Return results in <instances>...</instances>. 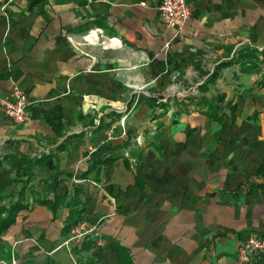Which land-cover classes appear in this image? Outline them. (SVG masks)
I'll use <instances>...</instances> for the list:
<instances>
[{"label":"crops","instance_id":"0c3cea01","mask_svg":"<svg viewBox=\"0 0 264 264\" xmlns=\"http://www.w3.org/2000/svg\"><path fill=\"white\" fill-rule=\"evenodd\" d=\"M141 1L0 0V94L17 85L29 97L22 124L0 106V154L49 155L34 169L30 206L0 236V258L14 256L19 264H235L239 243L264 234V189L247 193L250 183H264V62H235L215 83L200 86L242 47L264 58V0H194L181 29L161 20V0ZM144 67L150 77L161 74L163 93L165 75L175 70L199 82V93L190 95L186 86L166 106L138 95L124 80L141 79ZM221 93L222 104L238 102L233 126L229 109L222 121L204 113L221 102ZM141 134L144 145L136 142ZM124 141L130 142L124 156L103 166L100 180L82 178L94 158ZM133 150L141 153L140 182L137 156L130 155L134 163L126 155ZM24 176L22 161L6 160L0 193L11 196L4 203L17 198L21 183L3 185ZM76 185L84 188L82 214L37 202L71 194ZM79 217L102 223L103 246L65 244L66 227Z\"/></svg>","mask_w":264,"mask_h":264},{"label":"trees","instance_id":"16d2710c","mask_svg":"<svg viewBox=\"0 0 264 264\" xmlns=\"http://www.w3.org/2000/svg\"><path fill=\"white\" fill-rule=\"evenodd\" d=\"M260 52L258 49L250 47V46H245L242 47L239 52L238 56L236 59H232L229 61H224L219 63L214 71L209 74L207 80H205L203 83L200 84L204 85L203 87H206L207 84H212L217 81V79L220 77L221 71L226 67L229 66L235 62L241 63L243 66H247L249 64L251 65H257L259 62H264V58H260ZM225 93H221L219 95V98L221 102H218L217 105L208 107L206 111H204L205 114L210 116L213 120L216 121H222L223 116L226 114V109L230 110V118H229V125L233 126L237 120V108H238V102L232 103V101H229L227 104H222V102L225 100ZM170 97L166 98V102H163V99L160 100L159 102H162L163 105H167L166 103L169 102ZM257 115H254L253 118L256 120ZM49 122L55 126L58 123V120L55 118H48ZM154 139L155 140H160V133L155 132L154 133ZM130 142L129 141H124L121 144H117L115 146V150L113 153L106 157H97L94 158L91 162V165L89 168L81 174L82 178H94L95 180H100V175L102 172L103 166L108 164L111 161L116 160L117 158L124 156L123 149L127 148L129 146ZM132 156H137V166H136V178L137 182H140V158H141V153L137 150H133L132 153L130 154ZM49 155H41L40 157H26L24 155H16V154H0V171L5 167V162L8 159L12 160H20L25 164L26 167V176L24 177H15L12 179L10 183H6L3 185V190L6 188L8 185L14 182H20L21 186L19 190L17 191V198L16 199H11L9 202L4 203V200L11 196V193L6 195L4 192L0 193V236L8 230V228L16 221L17 215L19 212L27 207L30 206V202L28 199V190L31 188L29 186L30 182L32 181L34 177V169L41 165L45 158H47ZM127 159L128 162V158ZM129 163V162H128ZM56 184V183H55ZM258 189H264V183H250L249 188L247 193H253ZM84 191V188L82 185H76L74 187V191L71 194H58L56 193L55 199L54 200H37V202H42V203H47L53 210H56L62 205L70 206L73 208V211L77 214H82L85 211V202L81 201L80 194ZM80 207V208H79ZM81 217V215H80ZM80 217L74 222L73 224H70L69 227H66L67 230H71L73 226H75L79 221ZM47 264H58L54 260H48ZM128 264H131L129 261Z\"/></svg>","mask_w":264,"mask_h":264},{"label":"built area","instance_id":"2783aa9c","mask_svg":"<svg viewBox=\"0 0 264 264\" xmlns=\"http://www.w3.org/2000/svg\"><path fill=\"white\" fill-rule=\"evenodd\" d=\"M193 1L194 0H161L158 5L161 20L168 27L181 29L192 15ZM140 4L142 6H147V1H141ZM91 35L92 32L90 31L87 37ZM114 39L115 38H112L113 41ZM117 42L120 43V40L117 39ZM262 49L261 47L260 50ZM28 105L29 97L27 93L17 85L13 86L8 93L0 94V106L16 124H22L26 121ZM121 122L123 126L122 135L125 137L127 136L125 118H123ZM114 128L115 127H111L108 130L109 139L114 138ZM142 140H144L142 134L137 136V144L141 145ZM126 155L130 157L134 163L136 162V159L132 158L128 152H126ZM112 200L115 201L114 198H112ZM101 227V222H92L88 219H82L72 227L69 238L65 241V244L79 246L91 241L95 246H103L105 244V239L102 237ZM263 258L264 234L252 233L244 241L239 243L235 264H257V262ZM0 264H19V260L14 256L11 260L0 258Z\"/></svg>","mask_w":264,"mask_h":264},{"label":"rangeland","instance_id":"374dc122","mask_svg":"<svg viewBox=\"0 0 264 264\" xmlns=\"http://www.w3.org/2000/svg\"><path fill=\"white\" fill-rule=\"evenodd\" d=\"M142 73H143V75H142L141 79L135 80L133 78H126L124 80V83L128 87H133L134 89H136V91H140L137 93L138 95H142V96L147 97V98L155 99V100H157V102L162 100L163 97H165V95H164L165 93L168 94L169 97H176L177 98V95H182L183 93H185L184 87H186V86H190L189 87L190 89L187 88V90H188L187 93H189L190 95H193L196 92H198L195 90V88L197 89L199 82L198 83L195 82L196 84L190 83L189 80L185 77V74L180 70H175L172 72V74H168V76L165 75V77L168 79V85H167L168 90H166L165 93H163V91L160 90L161 85H163L162 84L163 80H161V78H160L161 74L153 75V76H151L152 77L151 78L149 76L150 73H148V70H146L145 67L143 68ZM165 74H167V73H165ZM118 75L121 78L124 77V75L122 76V74H120V71H119ZM157 110L159 111L158 113L163 112V110L161 112L159 107L157 108ZM157 114H155V115H157ZM166 116L172 118L170 112H168ZM145 141H146V139L144 138V140H142L141 145H144Z\"/></svg>","mask_w":264,"mask_h":264}]
</instances>
